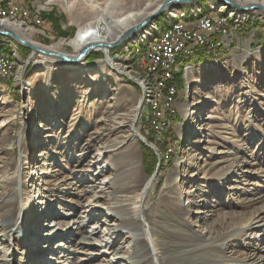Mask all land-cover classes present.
Instances as JSON below:
<instances>
[{"label":"rangeland","instance_id":"1","mask_svg":"<svg viewBox=\"0 0 264 264\" xmlns=\"http://www.w3.org/2000/svg\"><path fill=\"white\" fill-rule=\"evenodd\" d=\"M164 1L21 0L28 11L44 22L28 23L19 14L15 18L29 28L36 42L49 46L75 36L102 14L116 19L144 8L150 11ZM193 3H199L211 16H227L233 8L219 0H192L166 7L133 35L107 49L114 66L105 61L103 51L99 50L90 52L99 54L97 58H89V53L82 62L68 65L53 56L33 53L26 46L28 53L15 48L11 72L0 76V179L19 161V151L24 149L26 163L20 164V168L26 191L33 196L35 188L40 189L42 201L50 199V203L43 204V208L47 204L48 212L40 215L37 225L36 221H30V225L24 222L25 231L4 235L0 222V264H123L112 262L113 257L135 249V243L121 237L112 239V234L103 229L111 222L109 218L106 225L98 221L103 219L102 213L85 220L92 203L102 208L107 202L95 201L90 193H80L79 176L75 177L71 170L75 161L80 160L78 149L93 134L101 136L90 141L89 158L80 162L88 164L95 190L109 192L101 179L107 173L95 169L90 157L99 153L104 159L100 147L106 134L113 137L127 130V123L114 132L109 130L114 110L128 113L139 102L133 124L135 134L127 153L130 158L139 157L142 181L154 179L147 207L152 206L160 223L163 222L154 229L168 260H175L172 264H251L257 260L253 251L256 244L264 245V236L255 241L245 235L241 225L256 217L264 221L263 13L240 10L246 15L236 13L239 20L228 19L230 35H225L218 45L203 48L200 54H209L210 58L197 61L195 56L199 53H195L187 59L192 69L186 76L176 74L180 85L174 76L177 96L175 111L169 117L163 159L156 145L162 141L156 136L160 134L152 129L155 139L146 138L151 136V126L135 83L142 70L137 64L141 57L135 52V40L141 33H160L171 21L167 10H184ZM7 10L4 8L0 17H9ZM44 14L46 18L42 17ZM147 15L140 16L136 23ZM12 41L7 40V44L14 46ZM60 50L70 53L72 47L63 44ZM194 91L198 93L195 97ZM191 103L192 110H200L199 117L181 110ZM45 128L48 130H42ZM142 146L150 148L158 159L152 174L144 171ZM175 174L177 179L173 181ZM171 188L179 192L182 208L188 211L182 221L160 206L158 196ZM59 222L62 224L57 225ZM76 225L78 229L73 231ZM175 226L200 234L214 229L212 234L219 236L220 248L209 256L200 249L183 254L188 247L179 242ZM90 233H94L90 243L83 244L82 237Z\"/></svg>","mask_w":264,"mask_h":264},{"label":"bare ground","instance_id":"2","mask_svg":"<svg viewBox=\"0 0 264 264\" xmlns=\"http://www.w3.org/2000/svg\"><path fill=\"white\" fill-rule=\"evenodd\" d=\"M161 3L162 2L158 3L156 7L152 9L153 11L150 10L151 12L146 11L144 8L141 11L129 12L125 15L117 17L116 19L112 17L106 18L101 13L102 15L97 17L91 25L79 29L75 36L69 39L60 40L57 44L49 46H43L36 42L32 38L29 28L17 21L15 15L19 14L24 19H28V23L33 22L35 24H40L35 21V17L39 20L40 18L37 15L32 14L28 11V9V13L13 11L10 9V4L7 3V0H0V15L3 12V9L7 8L9 9L7 11H9L10 16L0 17V25L11 29L23 38L30 46L37 49H44L54 53H62L69 57H75L78 55L80 50H82V48L92 45L91 50H99L107 54L108 50L102 44L110 43L115 38H120L126 30L137 24L136 22L140 16L153 14L159 8ZM244 3H258L264 5L263 0H245ZM236 13L246 15V13L232 8L228 14L226 13L227 16L225 14L213 16L220 18L222 22V29L227 30L228 19L233 18V20H236V18H238L235 17ZM167 15L171 21L163 31L155 36H153L154 30H152L151 34L150 32H147L146 34L141 33L138 35L139 39L135 40V42H137V44H135V52L141 57V59L145 53L152 50L153 46L160 45V43H162L168 35L175 33L176 29H178V27L182 24H193L199 23L200 21H208L211 17V14L205 12L199 3H193L190 7H186L184 10H180V8L169 9L167 10ZM224 38L225 36H222V38L219 36L216 39H212L211 44L200 45V51H202L206 46L209 48L210 46H213V44L218 45L219 43H222ZM6 39L7 38L5 36L0 35V43H7ZM112 42H115V40ZM63 44L71 46L72 51L70 53L62 52L60 50V46ZM9 46L12 47L9 53L4 51L1 52L2 50H0V56L10 62L11 72L14 66L16 47L10 43ZM195 50H198V47L181 46L176 48L169 57L168 71H170V82L173 86V92L176 93L173 94L174 104L177 96V87L174 82V76L181 73V76L185 77L189 69H192V63L187 61V59L192 57ZM35 52L36 51H34V53ZM108 62L113 65L110 59H108ZM135 81L137 87L139 88L141 102L145 108V114L147 115V119L153 129V125L156 123V112H154V110L157 107L158 102L157 82L154 77H152V74H150V72L143 66L141 73L136 77ZM193 95L195 97L198 93L194 91ZM194 103L186 104V107H181V110L190 113L192 117H195V115L199 117L200 110H192ZM137 112L138 109L136 105L128 113L121 112L118 108L115 109L114 116L112 117L113 126L109 130H113V132L115 130H119L126 123L127 130L122 132L120 131V134L113 137L108 136L110 133L106 134L105 138H103L105 140L104 144L100 147L103 149V154H105L104 159L99 157V153L90 157L94 159L93 163L95 164V169H98L99 172L105 171L107 173L105 176L101 177V179H103V181H101L104 183L105 188H108L109 192H103L100 189L99 191L95 190V181L90 175V168H88V164L80 162L82 159H86L87 157L89 158L88 152L90 141L94 139L99 140L101 139V136L93 134L94 137L91 136L89 142L87 141L86 144H83L78 149L77 154L80 160L75 161V164L72 165L73 168L71 172L75 177L79 176L77 185L80 188V193L85 195L90 193L94 197L95 201L100 199L101 202H107L105 207L102 208H98L97 204L92 203L91 206L93 207H90L85 220H88L92 216L96 218L99 213H102L103 219H98V221H100L103 225H106V220L109 218L111 222L103 229L112 234V239L121 237L127 240L128 243H135V249L133 248L131 251L127 252V254L119 255L117 257H113L114 255L111 256L114 260L112 262L123 264H172L175 260H168L166 252L161 250L162 243L160 244L159 239L156 237L157 231L154 229V226H160L163 222L160 223V220H158L156 214H154V210L150 208L152 206L147 207V200L153 188L154 179L150 178L146 181H142L140 179L142 167L139 157H134L135 159L130 158L127 153L128 146L131 145L130 142L135 134L133 124L135 122ZM42 130L47 131L48 129L45 128ZM163 131L164 130H161L162 133ZM102 136H104V134ZM156 136L158 137V135ZM19 152V161L17 163H13L6 172L5 176L0 179V186H4L2 187L3 193L1 192L2 195L0 198V207H2V211L0 213V222H2V225H0L1 228H4V235L12 232L17 233L19 230L25 231V221H27L29 225L30 221H36L37 225L40 215L48 212L46 205L50 203V199L47 200V202L42 201L44 197L42 198L40 189L36 190L35 188L33 196L31 192L29 193L26 191V179L24 178L23 171L20 168V164L23 165L26 163L25 151L22 149V151L20 150ZM87 161H90V159ZM172 179L173 181L177 179L176 174ZM170 184L172 186L174 185V182ZM158 200L160 206L169 210L170 214L177 220L182 221L185 216H187L188 211H185L182 208L180 194L178 191H175L174 188L169 189L166 193H161L158 196ZM44 203L47 204L43 208ZM28 204L29 206L26 207ZM70 214L73 215L72 213ZM261 219L262 218L256 217L241 225L245 235L251 236L255 241H260V238L264 236V221H261ZM74 222V224H76L78 221ZM59 224L61 225L62 223L59 222L57 225ZM81 224H83V221ZM77 227V225L73 226L72 230L75 231L78 229ZM174 228L178 230L176 234L179 242L185 247H188L187 250L182 252L183 254H188L194 250L200 249V251L203 250L204 253L209 256L215 254L220 248L221 242L219 236L212 234V232H215L214 229L205 230L203 234H200L192 231L188 227L182 228L175 226ZM114 229L116 232H112ZM261 232L263 235H261ZM258 233H260L259 237H257ZM90 235H94V233H90L88 236L82 237L83 244L90 243ZM257 245L258 244H256L257 248L255 247L256 249L254 251L252 249L253 256H256L257 260H253L251 264H264V245L259 244V247Z\"/></svg>","mask_w":264,"mask_h":264},{"label":"built area","instance_id":"3","mask_svg":"<svg viewBox=\"0 0 264 264\" xmlns=\"http://www.w3.org/2000/svg\"><path fill=\"white\" fill-rule=\"evenodd\" d=\"M7 3L10 4V9L13 11L28 13L21 0H7ZM35 21L42 23V20L37 17H35ZM225 35H230V30H223L220 18L213 15L208 21L182 24L176 29L175 33L168 35L160 45L153 46L152 50L145 53L137 63L145 67L157 82L158 102L154 110L156 112V123L153 125L156 134L169 127L170 119L167 114L169 112L174 113L173 94L176 93L173 92L170 71H168V61L171 53L181 46L198 47V51H200V45L211 44L212 39ZM9 73L10 62L0 56V76Z\"/></svg>","mask_w":264,"mask_h":264},{"label":"water","instance_id":"4","mask_svg":"<svg viewBox=\"0 0 264 264\" xmlns=\"http://www.w3.org/2000/svg\"><path fill=\"white\" fill-rule=\"evenodd\" d=\"M191 1L192 0H166L159 6V8L153 14L146 16L140 22H138L134 27H131L128 30H126L120 36V38L117 41L105 43L102 45L105 46L107 49H109L113 46H116V45L120 44L122 41H124V39H126L127 37L133 35L138 29L142 28L147 22H149L154 17H156L160 13H162L166 7H169V6L172 7L173 4H185V3H188ZM219 1L224 3V4L231 6L233 8L242 10V11L259 10L261 13L264 14V5H262V4H258V3L245 4V3L234 2L232 0H219ZM0 35L5 36L7 38H11L15 42L30 48L33 53H34V51H36V52L42 53V54L47 55V56H53V57L61 60L62 62L66 63V64H69V65H74V64L82 62L83 59L86 58L87 55L91 52V48H92V45L85 46L84 48H82V50H80V52L78 53L77 56L69 57V56L62 54V53H54L52 51L34 48V47L30 46L23 38H21L14 31H12L9 28L3 27L1 25H0ZM102 53H103V58L107 62V60L109 59L108 55L105 54L104 52H102ZM140 104L141 103L139 102V105L137 106V108H139Z\"/></svg>","mask_w":264,"mask_h":264},{"label":"trees","instance_id":"5","mask_svg":"<svg viewBox=\"0 0 264 264\" xmlns=\"http://www.w3.org/2000/svg\"><path fill=\"white\" fill-rule=\"evenodd\" d=\"M205 12H207L206 11V9L204 10ZM42 17H45L46 18V14H44V15H42ZM50 19V18H49ZM157 19H160V17H158ZM53 24H55L53 21H52V25ZM170 24V23H169ZM168 24V25H169ZM167 25V26H168ZM166 26V27H167ZM165 25L161 28L162 30H164L165 28ZM161 30V31H162ZM155 31V30H154ZM155 35H157V34H155ZM7 40H9V41H12L10 38H7ZM12 43L14 44V46L16 47V49L17 50H21L23 53H28V49L26 48V47H24V46H22V45H20V44H18V43H16V42H14V41H12ZM142 46H143V44H142ZM0 50H2L1 52H6V53H9V51H10V46L7 44V43H0ZM221 52V50L219 49V53ZM197 54V53H199V54H197L196 56H195V60H197V61H203L206 57L207 58H210V56H209V54H204V55H201L200 53H202V51H200V52H198V50H195V52H194V54ZM193 54V55H194ZM98 55L99 54H97V53H90L88 56H89V58L90 57H93V58H97L98 57ZM193 55H192V57H193ZM95 56V57H94ZM206 58V59H207ZM175 81H177V84L178 85H180V81H179V77H178V75H176L175 76ZM179 87V86H178ZM167 116L168 117H172V115H171V113L169 112L168 114H167ZM148 124V123H147ZM148 126L150 127V125L148 124ZM149 131H150V133H151V136H148V137H146L147 138V140H151V141H153V137H154V139H155V135H154V132H153V130H152V128L150 127L149 128ZM166 132V133H165ZM162 133V132H161ZM161 133H159L160 135H159V140L160 139H162V141H161V143H159V141L158 142H156V145H158V149L160 150V155H161V157H162V159H163V154H166L165 152H166V141H165V139L166 138H168V134H169V127L161 134ZM142 148V158H143V168H144V171L148 174H152L154 171H155V169H156V165H157V163H158V159H157V157H156V155L155 154H153V152H152V150L150 149V148H147V147H144V146H142L141 147ZM161 159V160H162Z\"/></svg>","mask_w":264,"mask_h":264},{"label":"crops","instance_id":"6","mask_svg":"<svg viewBox=\"0 0 264 264\" xmlns=\"http://www.w3.org/2000/svg\"><path fill=\"white\" fill-rule=\"evenodd\" d=\"M44 21H42V23H43ZM237 26H240V24L239 25H235V27H237Z\"/></svg>","mask_w":264,"mask_h":264}]
</instances>
